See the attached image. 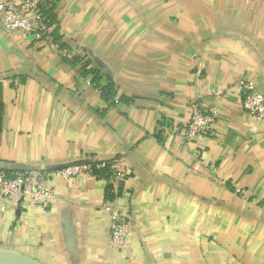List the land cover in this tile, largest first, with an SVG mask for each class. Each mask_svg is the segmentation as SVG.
<instances>
[{"label":"crops","instance_id":"0c3cea01","mask_svg":"<svg viewBox=\"0 0 264 264\" xmlns=\"http://www.w3.org/2000/svg\"><path fill=\"white\" fill-rule=\"evenodd\" d=\"M52 13L57 43L0 24V174L40 172L53 189L46 207L0 202V252L37 264H264V120L237 87L249 79L264 95V0H58ZM78 55L112 85L108 101ZM195 104L213 112L206 140L186 135ZM117 160L125 180L112 176ZM73 164L92 174L64 182L57 173ZM111 202L130 225L120 251Z\"/></svg>","mask_w":264,"mask_h":264},{"label":"built area","instance_id":"2783aa9c","mask_svg":"<svg viewBox=\"0 0 264 264\" xmlns=\"http://www.w3.org/2000/svg\"><path fill=\"white\" fill-rule=\"evenodd\" d=\"M57 3L58 0H0V24L6 32L17 33L24 39L39 40L51 32L40 8L45 6L44 10L53 9ZM237 87L243 94L242 109L255 120L263 121L264 95L257 91L256 84L249 79H238ZM98 93L101 94L100 89ZM213 121V112H205L196 104L192 106L186 128L188 140L208 139L212 135ZM111 169L116 180L127 178L128 172L123 161H114ZM91 174L92 167L89 164H73L61 168L57 173L64 182ZM52 198L53 189L46 184V175L43 173L16 172L10 177L0 174V202H6L12 211L28 203L46 207ZM104 209L109 217L111 248L116 251L126 249L130 238L129 223L119 213L114 202L107 204Z\"/></svg>","mask_w":264,"mask_h":264},{"label":"trees","instance_id":"16d2710c","mask_svg":"<svg viewBox=\"0 0 264 264\" xmlns=\"http://www.w3.org/2000/svg\"><path fill=\"white\" fill-rule=\"evenodd\" d=\"M45 6H41L40 12L42 16H44L47 19L46 26L47 28L51 29V32L47 34L51 40H53L54 43H57L59 41V37L57 34V22L55 20V17L52 13V9L44 10ZM45 36V37H47ZM65 48L63 45L59 46V49ZM73 63L76 65H80L78 67L80 74L85 77L88 74L91 76L93 83H95V86L98 87L101 91V98L104 101H108L109 97L112 95V85L110 83L104 84L101 82V77L98 73L94 72L92 69H90L89 64L87 60L83 56H76L73 58ZM108 169H101L96 170L93 174L102 176L103 174L107 173ZM109 198H111V195H109Z\"/></svg>","mask_w":264,"mask_h":264},{"label":"water","instance_id":"95a60500","mask_svg":"<svg viewBox=\"0 0 264 264\" xmlns=\"http://www.w3.org/2000/svg\"><path fill=\"white\" fill-rule=\"evenodd\" d=\"M0 264H37L29 259L0 252Z\"/></svg>","mask_w":264,"mask_h":264}]
</instances>
